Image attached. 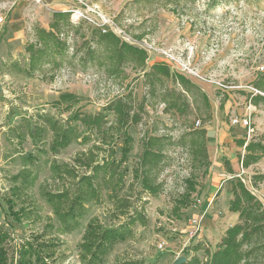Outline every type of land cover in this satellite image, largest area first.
<instances>
[{"label": "rangeland", "instance_id": "1", "mask_svg": "<svg viewBox=\"0 0 264 264\" xmlns=\"http://www.w3.org/2000/svg\"><path fill=\"white\" fill-rule=\"evenodd\" d=\"M167 1L47 0L48 4L52 3L51 7L57 5L70 13L73 29L64 35L69 48L61 65L48 67L34 77L19 73L20 68L28 66L25 46L34 43L32 30L24 41L0 42V231L7 235L1 246L7 252L8 264L17 263L22 245L29 243L36 247L48 241H52L54 251L51 258L44 259L45 264H80L79 243L86 222L96 216L106 227L116 225L109 217L108 204L104 203L89 208L79 229L62 233L50 208L41 199L40 186H51L47 161H71L81 150L75 143L55 157L42 153L37 166L30 167L38 178L34 187L21 197L24 202L15 205L14 210L22 204L32 214L16 223L9 213L7 198H10L11 177L21 169L20 153L34 149L28 140L19 149L15 142H8L7 129L16 125L22 116L39 111L64 119L68 114L62 109L68 103H73V111L96 113L119 94L131 93L141 114L140 123L128 128L133 147L126 163L129 168L126 186L132 184V200L137 206L141 205L136 201L138 195L146 201L147 224H136L135 237L117 245L105 264L123 260L174 264L178 258L188 260L193 254L204 261L203 250L213 252L225 230L237 221V215L228 211L232 176L225 170V160L234 176L264 206V181L256 179L264 174V157L243 169L237 157L243 154V149L235 144L238 139L259 140L264 135V106H254L249 100L251 94L257 93L253 82L264 72L261 70L264 67V0H180L165 4ZM93 29L110 30L121 40L144 49L148 55L146 71L159 62L194 80L208 95L210 120L203 123L204 115L197 110L201 106L198 97L187 114L166 113L157 97L147 95L141 72L126 68L123 77L107 78L91 66L82 70L72 54L83 41L81 34L90 39ZM138 36L141 39H136ZM165 87L180 89L171 80L165 82ZM144 97L146 103L140 111ZM53 101H60L62 105L55 109ZM245 114H250L254 128L250 138L245 128L231 125L232 118ZM107 117L112 119L113 115L108 113ZM198 120L199 127H196ZM192 124L194 128L204 127L209 137L207 152L211 166L206 176H201L200 165L192 160L182 143ZM152 134L165 136L169 141L155 175L161 185V192L156 196L142 192L140 180H133L131 174L142 152V140ZM188 180H194L195 192L190 194L189 207L175 215L172 208L189 191ZM193 220H197L198 230ZM49 222L54 229L47 233ZM197 244L202 250L195 253L193 248Z\"/></svg>", "mask_w": 264, "mask_h": 264}, {"label": "trees", "instance_id": "2", "mask_svg": "<svg viewBox=\"0 0 264 264\" xmlns=\"http://www.w3.org/2000/svg\"><path fill=\"white\" fill-rule=\"evenodd\" d=\"M179 1L168 0L165 4H176ZM215 4L213 2V5ZM69 19V12L56 11L52 14L48 29L34 27V43L25 46L28 66L25 69L20 68V74L34 77L48 67L53 69L61 65L69 48L64 35L73 29ZM80 37L83 41L72 55L82 70L91 66L107 78L123 77L126 68L135 73L141 72L147 95L157 97L158 103L163 104L166 113L187 114L191 104L196 103L195 99L198 97L201 106L197 107V110L204 115L203 123L210 120L211 106L208 95L190 77L170 70L168 65L159 62L152 64L146 71L147 52L121 40L110 30L102 32L100 29H93L90 39H86L84 34ZM136 39H141V36ZM168 80L179 85L180 89L166 88L165 82ZM253 88L257 93L250 95V103L254 106H264V72L256 77ZM189 97L193 100H189ZM142 99L138 108L140 111L146 103V98ZM223 103L224 100L220 102V108ZM52 105L56 109L62 104L60 101H53ZM72 107L73 103L64 106L62 111L68 114L64 119L49 112L39 111L33 115L22 116L16 125L7 129L5 137L8 142H15L19 149L28 140L34 149L20 153L21 169L11 177L10 198H7L8 210L16 223L28 218L32 214L30 210L21 204L15 211L14 206L24 202L21 197L36 183L38 174L30 167L37 166L42 153L55 157L71 144L79 145L81 150L71 161H47L51 186L42 184L39 195L57 220L59 231L66 234L79 229L91 206L108 204L109 217L116 225L106 227L98 217H91L85 224L78 253L80 264H105L117 245L135 237L133 228L136 224H147L144 214L146 201H142V197L138 195L136 201L141 205L137 206L135 200H132V184L126 186V177L129 174L126 163L133 147V138L128 128L140 123L141 114L136 109L131 93L119 94L107 102L102 111L96 113L73 111ZM108 113L113 115L112 119H108ZM208 141L206 129L194 128L193 124L182 138L183 146L189 151L192 160L200 165L201 176H206L211 166L207 152ZM235 144L243 149V154L239 153L237 156L243 169L249 168L264 157V135L259 140L238 139ZM168 145L169 141L165 136L147 135L142 140V152L137 157V163L131 169L133 180H140L141 191L150 196L161 192V185L156 181L155 175ZM225 162V170L232 176L228 211L237 215V221L225 230L213 252L203 250L204 261L197 254H193L182 264H264V206L242 180L234 176L228 161ZM256 179L264 181V174L256 176ZM187 182L189 191L172 208L175 215L182 208L189 207L190 194L195 192L194 180ZM53 229L54 225L49 222L47 233ZM6 236L0 231V264H8L7 252L1 246ZM51 242L36 247L29 243L22 245L16 264H45L44 259L53 255L54 245ZM193 249L197 253L202 247L197 244ZM40 253L45 256L42 257ZM257 256H260V259H257ZM115 264L144 263L123 260L116 261Z\"/></svg>", "mask_w": 264, "mask_h": 264}, {"label": "crops", "instance_id": "3", "mask_svg": "<svg viewBox=\"0 0 264 264\" xmlns=\"http://www.w3.org/2000/svg\"><path fill=\"white\" fill-rule=\"evenodd\" d=\"M47 0H0V42L24 41L35 26L48 29L52 14L63 11Z\"/></svg>", "mask_w": 264, "mask_h": 264}, {"label": "built area", "instance_id": "4", "mask_svg": "<svg viewBox=\"0 0 264 264\" xmlns=\"http://www.w3.org/2000/svg\"><path fill=\"white\" fill-rule=\"evenodd\" d=\"M0 22H2V18L0 17ZM106 30L102 29V32H105ZM261 70H264V67H261ZM199 120L196 122V127H199ZM231 125L232 126H241L246 129L247 137L250 138L254 133V128L251 126L250 121V114H245L241 118L234 117L231 119ZM171 223H173L172 220H169ZM193 226L198 230V222L197 220H193Z\"/></svg>", "mask_w": 264, "mask_h": 264}, {"label": "water", "instance_id": "5", "mask_svg": "<svg viewBox=\"0 0 264 264\" xmlns=\"http://www.w3.org/2000/svg\"><path fill=\"white\" fill-rule=\"evenodd\" d=\"M186 261V259L184 257H180L176 260V262L174 264H182Z\"/></svg>", "mask_w": 264, "mask_h": 264}]
</instances>
